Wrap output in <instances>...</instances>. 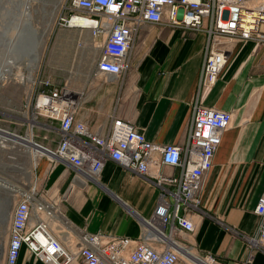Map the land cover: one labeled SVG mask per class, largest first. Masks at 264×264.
<instances>
[{
    "label": "crops",
    "instance_id": "1",
    "mask_svg": "<svg viewBox=\"0 0 264 264\" xmlns=\"http://www.w3.org/2000/svg\"><path fill=\"white\" fill-rule=\"evenodd\" d=\"M9 22L0 28L8 30ZM54 39L61 53L57 65L69 71L65 81L54 84L72 89L77 117L93 130L107 133L114 117H124L148 139L184 144L196 101L234 111L233 123L224 131L205 176L206 213L195 215L194 243L227 263L244 258L247 244L230 226L254 233L261 223L255 208L264 195V43L254 37L235 41L218 79L205 86L201 84L205 31L184 33L183 27L166 20L142 22L122 78L95 73L101 50L94 45L97 40L90 28L59 23ZM3 85L0 100L14 92L10 86L6 94ZM53 125L57 138L58 122ZM159 168L179 172V167L168 164ZM36 176L32 185L36 183L44 199L59 203L64 216L54 220L53 227L73 247L79 245L84 230L141 236L144 218L154 214L160 197L154 180L111 157L96 181L78 179L76 169L63 160L52 166L46 156L39 158ZM255 261L264 264L263 250L256 252ZM17 264L47 263L24 245Z\"/></svg>",
    "mask_w": 264,
    "mask_h": 264
},
{
    "label": "built area",
    "instance_id": "2",
    "mask_svg": "<svg viewBox=\"0 0 264 264\" xmlns=\"http://www.w3.org/2000/svg\"><path fill=\"white\" fill-rule=\"evenodd\" d=\"M66 7L68 14L60 16L59 23L91 29L97 40L94 45L101 50L95 73L106 78L124 77L144 21L166 20L183 27L184 33L188 29L206 32L201 76L205 86L216 82L235 41L254 37L264 43V0H72ZM26 96L38 114L58 121L57 138L52 137L57 139L54 147L36 140L33 134L34 142L46 150L38 152L37 159L46 156L52 166L63 160L76 169V176L96 178L111 157L124 168L155 180L161 193L154 214L144 218L141 236L84 230L79 245L73 247L53 227L56 211L62 213L57 202L44 199L36 183L18 188L5 264H17L24 245L47 264H257L256 252L264 251V195L255 208L261 218L256 232L229 225L247 244L244 258L227 263L212 252L197 249L194 243L195 215L206 213L202 201L205 176L214 164L224 131L233 123V110L196 101L185 143H159L124 117H114L107 133L93 130L77 117L78 102L72 89L55 85L51 76L34 79L32 92ZM6 134L27 136L0 122L2 147L18 143ZM162 164L179 167V172L165 173L159 168Z\"/></svg>",
    "mask_w": 264,
    "mask_h": 264
},
{
    "label": "rangeland",
    "instance_id": "3",
    "mask_svg": "<svg viewBox=\"0 0 264 264\" xmlns=\"http://www.w3.org/2000/svg\"><path fill=\"white\" fill-rule=\"evenodd\" d=\"M71 1L65 0L61 8V0H20L19 2L18 0H0L1 24L6 25L12 17L16 25V15L20 7L23 8L25 14L21 21L22 30L19 37L16 30L18 38L16 41V52L17 46L22 49L24 47H34L39 44V41L41 43L38 48L41 51L42 59L40 65L34 68L33 80L51 76L54 80L53 82H57V80L65 81L69 75L68 69L63 70L57 65L58 55H61V53L59 48L56 47L54 38L56 28L61 20L60 16L68 14L66 6ZM19 26L20 23L18 28ZM27 32L28 35L30 33L28 37L26 35ZM11 36L8 29L4 40L6 42L0 41V73L5 75L6 72L8 73L10 63L15 65V74L4 78L2 80L3 83H0L4 84L3 86L6 84V87L2 86L3 91L8 90L6 94L12 90L10 86L14 89L13 93L0 100V122L4 127L12 131L27 135L31 126L30 121H32L34 138L54 147L57 143V139H52L53 136H56L54 133L55 128L47 123L56 124L58 121H52L46 116L38 114L37 110L33 109V105L28 104L31 98L29 99L26 94L32 92L33 88V80L29 79L31 64L29 57L26 56L20 57L18 55L15 61L14 51L10 49ZM26 38L29 40L26 41ZM18 54L20 53L18 52ZM26 113L29 114L30 119L26 117ZM45 134L49 135V138H44ZM24 147L20 143H16L15 146L13 144H9L7 147L0 146V179L4 180L1 182L2 187H0V264H5V250L9 238L8 226L12 215L11 212L13 211L14 194L18 188L32 185L34 176L35 178L37 177V164L32 174L29 171L31 169V156L28 149ZM84 178L81 177V179ZM57 205L59 206V203ZM60 216L62 217V215Z\"/></svg>",
    "mask_w": 264,
    "mask_h": 264
},
{
    "label": "bare ground",
    "instance_id": "4",
    "mask_svg": "<svg viewBox=\"0 0 264 264\" xmlns=\"http://www.w3.org/2000/svg\"><path fill=\"white\" fill-rule=\"evenodd\" d=\"M20 0H18V2H19ZM25 1V0H24ZM16 2V1H15ZM65 2V0H61V3H60V7L62 8V6H63V3ZM17 4V3H16ZM25 17V14H24V12H23V8L22 7H20V10H19V12H18V14L16 15V30H17V32H18V37L20 36V34H21V27H22V18H24ZM82 22H84L85 21V19L84 18H79ZM20 23V26H19V28H18V24ZM28 30V29H27ZM28 31H30V30H28ZM31 32V31H30ZM27 37L30 35V33H29V35H28V32H27ZM36 36V35H35ZM17 37H16V41H17ZM27 40H29L28 38H26V41ZM39 40V39H38ZM30 43V42H29ZM41 43H40V41H39V44H37L36 46H34V47H32V46H30V47H24V48H22V49H20L18 46H17V52H16V49H15V51H14V57H15V61H16V58L18 57V55H20V57H24V56H26V57H29V61H30V64H31V69H30V72H29V79H32L33 80V76H34V74H33V71H34V68H36V67H38L39 65H40V62H41V59H42V54L40 53L41 51L39 50V45H40ZM19 48V49H18ZM18 52L20 53V54H18ZM2 57V56H1ZM14 67H15V65H14V63H10V65H9V68H8V73L6 72L5 73V75H2L1 73H0V83L2 82V80L4 79V78H6V77H10V76H13L14 74H15V69H14ZM0 72H1V70H0ZM30 102V101H29ZM28 111H29V109H28ZM26 117L27 118H29L30 119V116H29V114L28 113H26ZM31 123H30V129H29V131H28V133H27V136L26 137H20V136H18V135H13V134H6L8 137H10L11 139H12V141H15V142H18V143H20V144H22V145H24L25 147H27L26 149H28V151H29V153H30V156H31V169L29 170L32 174H33V170L36 168V164H37V158H36V154L38 153V152H46V150L44 149V148H42L41 146H39V145H37L35 142H34V138H33V129H32V121H30ZM9 145V144H8ZM14 145V144H13ZM24 147V148H25ZM6 150V149H5ZM41 157V156H40ZM10 158V157H9ZM66 162V161H65ZM130 171H132V172H135V173H138L137 171H134V170H131V169H129ZM28 171V172H29ZM142 175H144V174H142ZM81 177H84V176H80V179H81ZM85 178H90V179H93V180H98V178L96 177V178H94V177H91V176H85ZM3 179V178H2ZM82 180V179H81ZM4 180H1L0 179V183L1 182H3ZM154 182H155V180H154ZM155 184H156V182H155ZM156 186H158L157 184H156ZM159 187V186H158ZM160 188V187H159ZM161 189V188H160ZM161 193V192H160ZM12 213V212H11ZM60 215H62V213H60L59 211H56V219H59V218H61V216ZM62 217H64L63 215H62ZM60 238H61V236H60ZM27 248V247H26ZM23 251V250H22ZM33 255V254H32Z\"/></svg>",
    "mask_w": 264,
    "mask_h": 264
},
{
    "label": "flooded vegetation",
    "instance_id": "5",
    "mask_svg": "<svg viewBox=\"0 0 264 264\" xmlns=\"http://www.w3.org/2000/svg\"><path fill=\"white\" fill-rule=\"evenodd\" d=\"M9 20H10V22H9V33H10V36H11V33H12V36L10 37V44H11L10 49L15 51L17 33H16L15 25L13 24L14 23L13 22L14 18L11 17ZM0 25H1V23H0ZM11 30H12V32H11ZM6 34H7L6 28L5 27L4 28H0V41L1 40L2 41L5 40Z\"/></svg>",
    "mask_w": 264,
    "mask_h": 264
}]
</instances>
